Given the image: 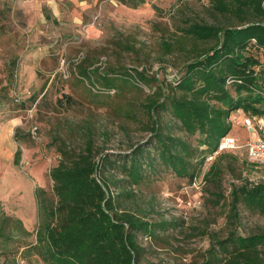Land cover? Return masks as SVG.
<instances>
[{"label":"rangeland","instance_id":"374dc122","mask_svg":"<svg viewBox=\"0 0 264 264\" xmlns=\"http://www.w3.org/2000/svg\"><path fill=\"white\" fill-rule=\"evenodd\" d=\"M192 23L227 24L209 0H0V221L4 213L19 219L30 233L25 237L20 230L6 231L7 239L0 238V264H41L28 249L43 218L37 215L34 191L41 189L46 204H53L48 174L59 161L57 147L64 141L80 149L85 135L115 163L98 177L109 183L124 181L118 188L111 186L118 211L154 230L153 236L138 235L142 264H209L218 248L216 240L225 239L229 231L247 237L264 230V216L241 205L235 211L237 222L228 219L231 186L262 177L247 163L243 150L228 152L230 158L220 160L219 155L192 160H203L192 183L158 165L157 173L139 186L125 183L120 168L124 156L134 147H148L152 139L148 99L154 98L157 86L166 89L174 80L186 56L166 53L162 42L191 50L182 30ZM89 63L102 73L129 70L133 78L137 71L155 82L131 84L118 98L113 90L82 81L79 72ZM235 115L232 112L230 119ZM155 119L163 134L197 148V138L180 132L168 113L159 112ZM229 135L240 144L250 138L234 123ZM17 148L21 156L15 166ZM218 160L219 192L203 180ZM216 192L222 199H214Z\"/></svg>","mask_w":264,"mask_h":264},{"label":"trees","instance_id":"16d2710c","mask_svg":"<svg viewBox=\"0 0 264 264\" xmlns=\"http://www.w3.org/2000/svg\"><path fill=\"white\" fill-rule=\"evenodd\" d=\"M209 4L226 25L190 24L182 30L183 38L191 42L189 51L180 43L162 42L166 53L186 56L174 80L168 82L166 89L157 86L154 98L148 99L146 112L152 139L148 147H134L120 167L129 186H139L150 174H156L157 165L192 183L203 163L192 160L204 159L217 150L219 140L231 130L228 119L232 112L241 109L251 114L264 113V99L257 93L264 88V74L254 75V68L264 61V0H209ZM79 76L91 87L98 84L106 91L113 90L118 98L131 84L155 82L135 71L134 83L129 70L102 73L92 63L80 70ZM63 98L70 100L68 95ZM159 112L168 113L180 132L196 137L197 148L163 134L155 119ZM84 137L80 149L67 146L64 141L57 147L60 158L48 174L53 204H46L43 191L35 189L37 215L42 214L43 218L38 223L35 244L28 249L34 251L41 264H142L138 235L153 236L154 230L131 214L118 211V197L111 192V186L118 188L124 181L109 183L105 177H98L105 166L115 163L94 147L91 137ZM218 155L219 160L230 158L226 153ZM20 156L17 148L13 165H19ZM125 159H129L128 164ZM219 160L203 176L206 183L216 185L218 192ZM218 192L214 194L216 201L223 196ZM229 198L230 223L238 220L237 205L264 216V181L232 185ZM1 216L0 238H5L6 231L14 230H20L25 237L30 235L19 219L4 213ZM216 245L209 264H264V230L247 237L231 230L225 239H217Z\"/></svg>","mask_w":264,"mask_h":264},{"label":"built area","instance_id":"2783aa9c","mask_svg":"<svg viewBox=\"0 0 264 264\" xmlns=\"http://www.w3.org/2000/svg\"><path fill=\"white\" fill-rule=\"evenodd\" d=\"M260 73L264 74V61L254 68L255 76H258ZM257 93L264 99V88ZM234 112L236 113L235 117L230 119V114L228 119L231 127L232 123H234L244 128L249 133L250 138L243 144H240L236 137L228 133L219 140L217 150L212 154V158L221 153L243 150L247 163L262 174L261 179L256 182L259 183L260 181H264V113L261 115L251 114L243 112L241 109Z\"/></svg>","mask_w":264,"mask_h":264}]
</instances>
